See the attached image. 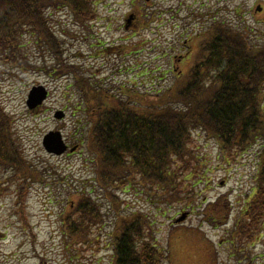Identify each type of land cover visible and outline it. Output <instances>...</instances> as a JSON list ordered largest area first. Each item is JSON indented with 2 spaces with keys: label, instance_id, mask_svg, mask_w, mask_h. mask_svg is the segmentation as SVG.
I'll return each instance as SVG.
<instances>
[{
  "label": "rangeland",
  "instance_id": "1",
  "mask_svg": "<svg viewBox=\"0 0 264 264\" xmlns=\"http://www.w3.org/2000/svg\"><path fill=\"white\" fill-rule=\"evenodd\" d=\"M134 1L96 0V15L92 22L85 21L88 25L79 26L65 10L48 17L60 41L62 60L90 84L105 89L134 86L144 92L162 93L174 79L169 72L170 55L185 56L184 38L215 17L227 19L236 28L247 27L253 43H264V0H136L138 22L143 23L140 29L136 28L137 20L125 27ZM154 16L148 27L147 21ZM24 54L26 61L18 65L21 68L0 67V103L15 121L14 135L26 160L48 172L40 179L44 182L29 180L23 192L21 183L2 186L8 189L0 196V264H111L112 250L106 235L112 233L116 215L133 214L149 218L148 239L173 258L177 247L172 235L175 228L182 227L203 233L215 264H264V230L253 244L248 234L240 231V216L254 188L257 149L239 156L225 155L214 141L195 131L188 150L193 155L191 170L196 173L192 184L181 187L175 198L180 202L168 197L162 203L159 192L155 194L154 189L141 184L125 192L118 185L120 199L114 186L109 188V195L102 194L92 182L86 140L79 142L87 137L89 118L81 93L73 88L74 76L61 74L52 53L32 40L26 41ZM164 54L166 61L161 56ZM184 58L174 64V69L183 71ZM34 88H43L48 95L42 105L29 110L26 102ZM58 111L65 114L62 121L54 117ZM83 123L84 127L78 126ZM49 132H59L68 144L79 145V151L69 156L48 155L42 140ZM178 166L175 160L173 168ZM10 176L0 167V183ZM76 190L92 193L103 206L104 222L92 234L99 241L91 247L72 248L62 236L60 215ZM219 199L221 206L228 207V221L213 226L204 222V211ZM182 216L185 221L176 224Z\"/></svg>",
  "mask_w": 264,
  "mask_h": 264
},
{
  "label": "trees",
  "instance_id": "2",
  "mask_svg": "<svg viewBox=\"0 0 264 264\" xmlns=\"http://www.w3.org/2000/svg\"><path fill=\"white\" fill-rule=\"evenodd\" d=\"M135 3L134 10L139 12ZM62 10L82 26L94 15L95 2L0 0V66L21 68L18 65L26 61V41L32 40L52 53L63 73H72L73 88L81 93L89 118L87 137L79 142L86 140L92 182L98 190L109 195L112 186L141 184L159 192L162 203L168 197L176 201L184 183H193V155L188 146L195 131L214 141L225 155L239 156L257 149L254 188L240 216V231L253 244L264 230V43H253L247 27L236 28L227 19L215 17L184 38L183 71L174 69L178 61L170 55L173 68L169 71L174 79L162 93L125 85L105 89L62 63L60 41L48 19ZM175 160L179 162L176 169ZM0 167L11 174L0 183V196L8 189L2 186L21 183L23 192L29 180L42 181L48 172L26 160L13 133V119L1 103ZM91 194L84 190L71 193L60 215L63 239L72 248L91 247L99 241L92 234L104 222L103 206ZM221 202L207 205L204 222L213 226L227 223L228 207ZM116 216L112 233L106 235L111 264H215L203 233L175 228V235L171 234L177 247L173 258L148 239L149 218Z\"/></svg>",
  "mask_w": 264,
  "mask_h": 264
},
{
  "label": "water",
  "instance_id": "3",
  "mask_svg": "<svg viewBox=\"0 0 264 264\" xmlns=\"http://www.w3.org/2000/svg\"><path fill=\"white\" fill-rule=\"evenodd\" d=\"M46 98V93L42 88L33 89L27 101L29 109H34L38 105H41ZM55 117L61 119L63 117L61 112L56 113ZM43 147L49 154L61 155L65 152L66 146L64 145L61 135L59 133H49L43 139Z\"/></svg>",
  "mask_w": 264,
  "mask_h": 264
},
{
  "label": "flooded vegetation",
  "instance_id": "4",
  "mask_svg": "<svg viewBox=\"0 0 264 264\" xmlns=\"http://www.w3.org/2000/svg\"><path fill=\"white\" fill-rule=\"evenodd\" d=\"M184 45H186V42L184 43ZM180 60H181V59H178V62H179V63H181Z\"/></svg>",
  "mask_w": 264,
  "mask_h": 264
}]
</instances>
